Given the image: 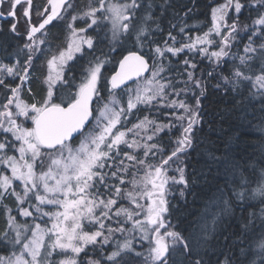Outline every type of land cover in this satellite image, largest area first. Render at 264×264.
I'll return each mask as SVG.
<instances>
[{
    "label": "snow or ice",
    "instance_id": "1",
    "mask_svg": "<svg viewBox=\"0 0 264 264\" xmlns=\"http://www.w3.org/2000/svg\"><path fill=\"white\" fill-rule=\"evenodd\" d=\"M6 2L8 10L6 13L0 11V16L6 14L16 20L10 29L15 34H19L18 24L23 18L28 42L15 52L16 63H0V88L4 90L6 101L0 105V132L7 134L0 138V201L14 197L20 217L48 219L43 225L19 223L4 205L7 224L0 232V245L10 251L8 255H0V264H53L54 254L63 256L58 264H84L78 258L82 253L87 256L89 246L108 245L117 232L124 234V238L115 242L114 250L104 257L103 264H128L129 260L140 257H143L142 264H172L171 254L181 247L189 258L196 255L193 264H206L198 252L194 253L190 238L175 231L166 219L169 210L167 189L174 185L189 188L186 166L180 157L193 147L194 127L201 122L200 97L195 96L193 106L185 100L169 99L168 89L178 97L189 90V85L201 88V81L193 71L187 70L196 68L188 58L183 61L187 72L184 88L177 89L172 80L161 74L166 71L163 61L169 59V54L176 57L185 50L196 52L215 61L217 66L228 57L232 41L240 30L238 16L244 8L241 0H224L212 7L208 30L194 39L189 36L179 47L176 46L177 37L171 31L162 44L152 40L153 32L162 29L158 22L154 28L149 23L159 20L152 15L151 0L146 5L141 0L123 3L98 0L96 6L90 2L85 11L71 17L72 22L67 25V46L46 59L42 79L45 95L42 101L32 103L21 98V90L30 79L36 53L43 51L40 44L44 40L37 41L36 34L61 19L73 4L71 0H46L42 6L34 0H0V5ZM257 6L264 7V0H257ZM141 8L145 11L137 24V12ZM21 9L22 17L18 14ZM233 9L237 19L229 23ZM77 19L84 20L86 27L76 28L73 22ZM101 22L111 25L113 51L116 42L133 35L140 51L128 50L119 60L118 69L107 80L108 102L93 110V98L100 95L98 84L106 61L98 57L90 61L79 82L74 76L70 78L66 69L77 53L83 54L85 46L90 50L95 48L94 38L87 32ZM244 30L251 34L244 45V55L239 56L243 70L236 67L231 77H224V81L232 84L233 91L242 83H250L264 97V12L253 21L252 29L245 26ZM179 31L184 33V27ZM215 37H220L219 46L210 51V46L216 43ZM254 38L260 40L255 47ZM145 46L150 49L147 54L143 52ZM22 56H26L23 64L19 59ZM257 61L259 67L254 68ZM146 72L151 75L145 77ZM129 81H133L135 87L129 86ZM122 86L128 97L126 107L116 95V90ZM140 105L171 108L173 111L165 115L173 119L165 124L145 115L131 127H125V122L131 123L128 117L134 110L139 111ZM178 109L183 111L178 113ZM28 121L31 126H27ZM177 125L181 129L180 135L172 142L171 152L165 155L166 148L159 143L160 133L165 129L171 131ZM77 136L79 144L74 146ZM173 164H176L174 169ZM170 170L178 175H169ZM8 171L11 175L6 174ZM195 182L193 178L192 183ZM180 195H184L183 190ZM234 195L242 203L246 199L243 189ZM255 197H260L264 204V170H261L257 186L251 190V198ZM125 199L132 207L121 203ZM224 204L226 208L230 206L231 198L224 200ZM261 216L264 217V209ZM114 219L118 227L105 224ZM49 222L50 227L47 226ZM251 222L249 219L241 225L239 233H233L240 243H243L240 237ZM129 223L130 228L124 226ZM137 233L139 240L148 244L146 253L136 251ZM207 239L205 229L201 243H206ZM229 239L226 237V242ZM255 251L260 256V264H264V235L256 241ZM247 252L248 249L240 248V255ZM87 264H102V261L88 258ZM215 264H237L235 252L218 254ZM250 264H256V261Z\"/></svg>",
    "mask_w": 264,
    "mask_h": 264
},
{
    "label": "trees",
    "instance_id": "2",
    "mask_svg": "<svg viewBox=\"0 0 264 264\" xmlns=\"http://www.w3.org/2000/svg\"><path fill=\"white\" fill-rule=\"evenodd\" d=\"M87 1L90 3L93 0H77L78 5H75L73 10L78 11L77 8L84 6ZM222 1L167 0L165 3V0H151L153 4L152 15L159 17V20L149 23L154 28L155 23L158 22L162 29V31L153 32L152 40L155 43L162 44L163 40L167 38L168 31H171L177 37V47L180 46V42H187L189 36L194 39L197 35L208 30L211 23V8ZM34 2L42 6L46 3V0H34ZM141 2L146 5L149 0H141ZM241 2L244 4V8L238 16L240 30L236 39L232 41L228 57H224L217 66L215 61H210L207 57L196 52L185 50L176 57H171L169 54V59L163 61L166 71L161 74L164 78L172 80L177 89L184 88L183 82L187 81V72L183 61L188 58L196 64V68H188L187 70L193 71L194 76L201 81V88H194L189 85V90L182 92L178 97L172 89H168L169 99L185 100L193 106L195 105V96H199L201 100V122L194 127L193 147L188 149L186 155L180 157V160L186 166L189 188L184 189L183 185H174L168 188L166 199L169 209L167 221L170 226L175 231L190 238L194 253L198 252L206 261V264H215L218 254L230 250L235 252L237 264H250L253 260L256 261V264H260V256L255 251V247L256 241L259 240L261 235H264V217L261 216L264 204L260 202V197L251 198V190L257 186L261 170H264V97L260 96L257 90L251 87L250 83H242L237 90L233 91L232 84H226L224 81V77H231L236 67H241L243 70L239 56L244 55L243 48L248 43V35L251 34L250 31L246 32L244 30L245 26L252 29L253 21L259 13L264 12V7L257 6V0H241ZM7 7L8 4L5 3L1 9L5 11ZM189 9L191 11H188ZM144 11V8L138 10L137 24H139ZM230 11L229 23L233 19H237L234 9ZM18 14L22 17L21 10ZM32 19L33 21L36 20L35 13L32 14ZM13 23V18L0 20V63L10 65L16 63L15 52L22 48L26 42L24 37L27 29L24 19L21 18L17 29L19 34H15L10 30ZM181 27H184V33H180L179 29ZM66 29L65 24L60 19L47 26L46 32H49L50 42L53 45H59L65 38ZM109 29L108 22H101L99 26L88 29L87 34L94 38L95 48L90 50L85 47L83 54L79 53L73 61H69L66 69L69 77L74 76L76 82H79L90 61H94L97 57L106 61L101 69L102 80L98 84L100 95L94 97L93 110L99 106L102 100L109 97L107 80L116 69L121 57L128 50L140 51L135 43L134 35L116 42L113 51L114 44L111 41ZM214 39L216 43L214 46H210V51L217 50L219 46L220 37ZM254 39L256 43L253 46L255 47L260 43V40ZM153 46L155 45L153 44ZM149 51L148 46L143 48L145 54ZM39 58L40 56L37 57L30 68L29 87L23 85L21 92V97L30 103L42 101L45 95L44 86L42 85L44 74L41 65L38 63ZM19 59L23 64L26 56ZM149 61L152 63L151 59ZM258 67L259 63L257 61L254 63V68ZM129 86L135 87L134 82L130 83ZM201 92H203V95H201ZM116 95L122 99L123 106L126 107L128 97L124 92V88L116 90ZM5 102L4 90L0 88V105ZM139 109V111L134 110L133 114L128 117L131 123L125 122V127H131L132 123L145 115H149L151 118L165 124L173 119L170 115H165V113L170 114L173 111L171 108H160L158 105L151 107L140 105ZM182 111V109L177 110L178 113ZM180 131L181 129L177 125L171 131L165 129L160 133L159 143L166 148L165 155L171 152L174 147L172 142L180 135ZM0 138H3L2 134H0ZM77 139L78 137L73 142L74 144ZM137 139H141V137H137ZM153 162L155 161L153 160ZM175 167L176 164H173L172 169ZM169 173L170 175H178L172 170ZM193 178H195V183H192ZM241 189L246 192V199L243 203L234 195V192ZM182 190L184 191L183 196L180 195ZM222 192L224 193L223 196L221 195ZM229 198H231L232 204L226 208L224 200ZM4 201L7 208L11 210V214L14 215L17 212L14 199L9 197ZM121 203H126V200ZM249 219L252 222L249 224L244 236L240 237L243 241V243H240L233 233H239L241 225ZM109 223L111 224L110 221H105L106 225ZM6 224L7 215L4 204H1L0 232L5 230ZM111 226L115 227V224L112 223ZM116 226L119 225L116 223ZM124 226L130 228L131 224H125ZM205 229H207L208 239L206 243H201ZM135 235L137 236L136 251L146 253L148 244L139 240L138 233ZM226 237H230L227 242ZM123 238L124 234L117 232L114 240L108 245L103 247L97 245L95 248L89 246L87 256L82 253L78 260H82L84 264H87L88 258L100 259L103 264L104 257L114 250L115 242ZM240 248L248 249L247 254L240 255ZM9 251L10 248L6 250L3 245H0V255H8ZM62 257V255L54 254L53 264H58ZM196 258V255L189 258L183 253L182 247L171 254L172 264H193ZM142 261L143 257H140L129 260L128 264H142Z\"/></svg>",
    "mask_w": 264,
    "mask_h": 264
},
{
    "label": "rangeland",
    "instance_id": "3",
    "mask_svg": "<svg viewBox=\"0 0 264 264\" xmlns=\"http://www.w3.org/2000/svg\"><path fill=\"white\" fill-rule=\"evenodd\" d=\"M115 2H119V3H123V2H125V0H115ZM224 2V0L222 1V2H220V3H223ZM92 4H93V6H96L97 4H98V0H93L92 2H91ZM6 4H7V2H6ZM72 4H73V8L71 9V10H69V11H67V12H65L64 13V15H63V17L60 19V21L62 22V23H64L65 24V26H66V30H67V33H66V35H65V38H64V40L63 41H61V43H59V45L58 44H52L51 42H50V35H49V32H46V31H43V32H41L40 34H38L37 36H36V39H37V41H39L40 39H43L44 40V43L43 44H40V48L43 50V51H41V52H37L36 53V55H35V57H34V62L36 61V59H37V57H39L40 56V58H39V61H38V63H39V65H41V70H42V73L43 74H45V72H46V67H45V61H46V59L48 58V57H50L52 54H55V53H58V51L61 49V48H64V47H66L67 46V39H68V36H69V29H68V27H67V25L70 23V22H72V20H71V17L74 15V14H78V13H80V12H82V11H85L86 10V8H87V6L89 5V2L87 1V3L83 6L82 5V7H78L77 9H78V11H74L73 9H74V7H75V5H78L77 4V0L76 1H72ZM218 5V4H217ZM7 10H8V7H7V9L5 10V11H3V12H7ZM21 13H22V9H21ZM79 21V22H78ZM229 21H230V19H229ZM228 21V22H229ZM74 23V26L76 27V28H84V27H86V22L84 21V20H80V19H77L75 22H73ZM78 25H80V26H78ZM109 26L111 27V25L109 24ZM24 39L26 40V34H25V37H24ZM26 42H28L27 40H26ZM25 42V43H26ZM86 47V46H85ZM84 47V48H85ZM27 51V50H26ZM77 54H79V53H77ZM76 54V55H77ZM75 55V56H76ZM151 75V72L147 75V76H145V77H148V76H150ZM19 81L17 80V83H18ZM24 87H29V85H28V82H26L25 84H24ZM22 89H23V87H22ZM21 92H22V90H21ZM22 98V97H21ZM23 99V98H22ZM24 100V99H23ZM108 100H109V97H107V99H105V100H102L101 102H100V104H99V106H103V104H105V103H107L108 102ZM25 101V100H24ZM26 103H30V102H27V101H25ZM35 102V101H34ZM20 120H23V118H19ZM19 122V121H18ZM27 126H31V122L30 121H28L27 122ZM91 127V126H90ZM0 134H2V137L4 136V135H7V134H4V133H2V132H0ZM79 137H78V139H77V142L74 144V146L75 145H78L79 144ZM9 154H13V153H9ZM0 168H2V166H0ZM6 174L7 175H11V173H10V171H8V172H6ZM13 199H14V201H15V198L14 197H12ZM126 200V199H125ZM145 201H141V203H144ZM1 204H4V205H6V202L5 201H0V206H1ZM15 205H16V203H15ZM124 206H126V207H132L131 205H129V203L127 202V200H126V203H124L123 204ZM28 206V205H27ZM49 210H54V209H49ZM34 215H36L35 213H34ZM14 216H16L17 217V221L19 222V223H24V222H27L28 224H29V226H33L34 225V223H41L42 225H43V222L44 221H46L48 218L47 217H44L43 219H36V220H34L33 219V217H20L19 215H18V213L17 212H15L14 213ZM111 222V224L112 223H114L115 224V227H113V228H116L117 226H116V221H115V219L114 220H112V221H110ZM121 222L123 223V219L121 218ZM47 226L48 227H50L51 225H50V222L47 224ZM162 231H163V229H162ZM119 233V232H118ZM12 235H14V233H12ZM68 255H72L71 253H68ZM63 258V257H62Z\"/></svg>",
    "mask_w": 264,
    "mask_h": 264
},
{
    "label": "water",
    "instance_id": "4",
    "mask_svg": "<svg viewBox=\"0 0 264 264\" xmlns=\"http://www.w3.org/2000/svg\"><path fill=\"white\" fill-rule=\"evenodd\" d=\"M1 6L2 5H0V11H2L1 10ZM9 18H12V17H9V16H7L6 14L5 15H3V16H0V20H6V19H9ZM15 23H16V20H15ZM37 34H39V33H37ZM36 34V35H37ZM127 54V53H126ZM125 54V55H126ZM123 57V56H122ZM122 57H121V59H122ZM149 64L151 65V63L149 62ZM118 67H119V63L117 64V66H116V69L114 70V72L118 69ZM114 72L110 75V77L114 74ZM149 74V72H146L144 75L146 76V75H148ZM133 81H129V82H127L128 83V85L130 84V83H132ZM122 88H124L123 86L121 87V89ZM117 90H120V89H117ZM93 102H94V98H93ZM93 102H92V108H93Z\"/></svg>",
    "mask_w": 264,
    "mask_h": 264
},
{
    "label": "flooded vegetation",
    "instance_id": "5",
    "mask_svg": "<svg viewBox=\"0 0 264 264\" xmlns=\"http://www.w3.org/2000/svg\"><path fill=\"white\" fill-rule=\"evenodd\" d=\"M169 175H170V173H169ZM167 191H168V189H167ZM167 195H168V194H167ZM167 195H166V196H167ZM166 219H167V214H166Z\"/></svg>",
    "mask_w": 264,
    "mask_h": 264
}]
</instances>
